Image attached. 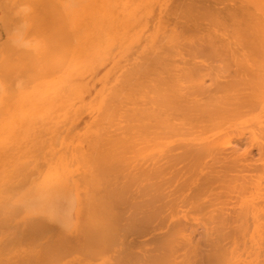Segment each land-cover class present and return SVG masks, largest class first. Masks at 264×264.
<instances>
[{
	"label": "bare ground",
	"instance_id": "bare-ground-1",
	"mask_svg": "<svg viewBox=\"0 0 264 264\" xmlns=\"http://www.w3.org/2000/svg\"><path fill=\"white\" fill-rule=\"evenodd\" d=\"M172 1L175 3L176 0H2L6 14L5 22L13 26L12 43L14 44L12 45H15V47L9 49L10 53L7 54L5 61L6 75L14 73L15 76L11 78L14 80V83L12 82L9 91L4 90V92L6 91L5 96L2 94L4 98H14V100L22 103L30 101L33 93L39 92L34 90L37 85L39 73H47L48 71L50 73V85L47 83L42 92L47 90L46 92L50 95L54 103L64 97H66V101H70L72 98L78 96V92H73L70 88L71 85L69 87L66 86V90H68L65 94L64 85L71 80V76L82 77L83 75L85 77L86 75L84 73L95 71L100 64L107 61L109 57L114 56L113 52H117V54L128 53L141 39L145 41V44L142 49L143 51L141 50V53H144V55L141 57L139 54H136V57L139 56V60L144 57V60L142 59L143 62L141 61L142 63L140 64V62L135 61L134 63L126 64L129 66L132 64V70L136 69V71L131 72L128 66L130 72L126 73V66L123 67L122 71L125 69L126 74L123 75L121 73L124 76L123 79L121 75H118L119 73L116 75L118 81V84L115 82L116 85L113 84L115 75L112 76L114 77L113 79L111 78L112 81H110L109 76L108 82H112L111 87L109 89L103 87V90H100L99 101L96 104L97 106L95 105L96 108H94L98 113H96L98 119L96 120L95 118L96 121L93 119L95 123L94 130L91 134H81L84 130L81 133L79 132L81 135H87L86 137H80L82 139L86 138L85 145L82 144V147H80L81 144H79L81 150H78V146L72 149L76 153L73 159L76 160L78 170L73 176H75L79 183L76 188L78 192L75 193V197L77 196V201L75 199V202L78 215V226L76 228L78 236L70 239L65 230H60V228L56 230L57 228L52 227L54 225L58 227L55 222L68 225L67 211L65 208L70 198V195H68L70 188L69 180L74 172L68 165L67 158L62 157V154H58L59 152L57 153L55 142L52 150L49 152V158H46L48 160V166L42 182L36 183L37 188L33 191L32 187L35 181L33 178L29 179L32 182V190L29 191L28 197L25 200L27 203H30L35 199L34 206L37 208H34V210L42 211V217L35 216L33 209L30 208L22 213L23 221L21 225L9 224L7 220L10 217L12 218L14 213L18 216L23 208L20 209V207L9 205L6 202L4 215L0 209V216L3 215V218L0 217V219H4L5 222V226L0 227V264H59L60 261L72 253L75 255L80 254L84 259H91L95 256L102 259V256L105 255L103 253L106 247L113 242L116 233L119 230L122 231L120 226L128 227L126 228L128 232L133 230L140 235H146L145 232L150 234V232L154 231H151V229H153L152 226L153 223L155 224V221H157L158 228L161 227V223L163 227V223L167 221V223L171 224L173 222L172 217H175V215L179 217L174 218L175 221L178 220L175 224L174 222L172 226L167 223L166 226L164 224L167 229H169V226L171 227L169 235H163L161 238L166 244V251L161 255L159 251L162 252V247L159 248V251L155 250L161 256L154 254L155 252L150 255L147 250L149 247H147V249L145 248L147 255L143 254L145 258L142 257L141 253L140 255H135V257H138L136 259H133L134 256L132 258L131 254L127 255L126 258H122L123 255L120 257L122 259L118 258L119 260H116V264H122L123 259H126V262L124 261L125 264H179L181 261H183L181 264H187V262L188 264H192L197 255H199V258L196 259L197 264L199 259L202 261L201 264H203V261L207 264L212 262H220L217 264H264V0H229L231 3L235 2L233 4L236 6H231L232 4L227 5V7H231L228 9L225 5L223 6L224 3L221 4V2L228 0H178L176 4L172 3ZM208 1H211L210 4ZM213 1L215 3L217 1L222 7H213ZM154 8H157L158 11L156 16L152 18V15L155 13ZM219 9H221V12ZM153 10L154 13L152 14ZM19 22L21 25H19ZM19 35L26 36V38L30 36L29 38L32 42L36 41L38 36L41 37V40L36 45L30 42L34 48L30 47V51H23V46L21 48L17 43ZM220 38L222 41H220ZM27 40L29 41V39ZM8 41L10 42V40ZM19 47L22 51L18 49ZM138 51L140 52L139 49ZM220 51L221 54H219ZM141 53L140 55H142ZM212 55H219L220 62H222V58L224 57L225 60L223 61L225 63L218 64L212 60H208L207 56ZM178 56L182 58V63ZM193 58H199V61L195 59V61H191ZM202 61L205 64L208 63V66L203 64ZM118 62L114 64L117 67L119 66ZM196 62L199 63L197 64ZM215 63L220 67L222 66L220 71L221 74L224 71L222 75L220 72L218 74L219 67L215 65L218 68L217 70L212 65ZM134 64H138L139 67L136 65L138 68H133L135 67L133 66ZM196 64L199 67L202 65L201 68H204L205 71ZM210 64L217 71L212 70ZM115 66L112 69H115ZM63 67L67 68L64 73L66 75L64 76L63 71L61 72ZM118 70L115 71L118 72ZM203 71L205 75L202 73ZM207 71H210V73ZM23 72H28L27 74L31 72L30 76L32 77L33 85L28 91L22 89L21 83L17 84V79H19L20 75H23ZM211 72L214 73V75L212 74L213 77L210 75ZM216 73L219 77L221 76L222 78L223 76L224 78L219 80L218 76L215 75ZM206 75L207 78L211 76L207 80L208 83L206 82ZM61 76L64 77V84L62 83ZM10 77L8 78L9 80ZM119 77L122 79L121 81ZM217 79L222 82H219ZM79 82H75L74 86L78 84L77 86L79 87L80 83L83 85L86 84V81H84L85 83L83 81ZM71 83L73 85V82ZM107 84L106 87H109L110 84ZM70 89L72 91L68 94ZM38 94V97L48 96L42 95L43 93ZM136 99H140L143 102L139 104V106L141 105L140 108L138 103L135 102ZM8 107L10 108V106ZM119 121L122 123L126 121L127 126L126 124L123 125L124 123L121 124ZM121 125L123 127H120ZM134 125L137 128V132L136 128L133 127ZM124 126L126 127V133ZM129 126L132 128L131 131ZM111 127L112 129L121 128V132H115L117 130L113 131ZM85 129L87 131L88 127ZM133 129L135 130L133 131ZM110 131H113V133L111 134ZM132 132H136L134 134L137 135L135 136ZM235 132H237V135L238 133H247L249 139L248 144H250L249 142L252 144L255 143L254 145L258 147L260 154L257 153V159L259 160L255 159L259 163H257L258 166L256 163H253L255 160L249 154L250 152L247 151V155L245 146L248 144L246 143L244 146L242 141L240 144L238 143V146L236 143L238 142L237 137L242 139L244 136H237ZM233 134L236 137H233ZM79 136L77 135V139ZM132 136L135 138H132ZM13 138L14 136H12ZM82 139L80 140L83 141ZM232 139L236 142H232ZM86 143L90 149L86 147ZM234 145L239 147V149ZM254 145L253 147H255ZM18 147L20 146L18 145ZM240 147L246 154L240 152ZM8 148L10 149V147ZM229 148H234L235 150L233 149L232 151L230 149V153H224ZM86 149L89 150L86 151ZM234 151L237 152L234 153ZM238 152H240L241 158L242 156L244 159L250 158L248 161H250L249 163L251 165L249 163L245 164L247 160L245 159L244 161L243 158V164L240 161V163L232 164L234 160L238 159ZM221 154H225V157ZM230 154L233 156H230ZM222 156L223 159L221 158ZM207 157L211 159L210 161L212 159L214 161L209 162ZM230 157H236V159L234 158L231 163L229 161L227 163L228 159H233ZM205 159L206 161H204ZM215 161H219V164L226 161L227 165L226 163L225 165L223 164L224 169L221 168V164L214 167L213 162ZM204 163H210V166L207 164L209 170L203 165ZM236 164L239 166L242 164L241 166L243 168L241 169L244 170V173L243 171L240 172L241 166L239 167ZM244 164L247 170L249 169L247 167L249 165L250 168L257 166L255 169H251V172H255L249 175L250 169L246 172L247 170H245ZM28 165L31 166V163ZM30 166H28V169H30ZM127 168L130 172L128 171L123 175L119 174ZM130 168L135 173H132ZM213 168L217 169L214 171ZM204 169L205 172H202ZM221 169H223V172L219 171ZM232 169H238L239 172L238 170V173L236 171L234 172ZM201 172L203 176L200 175ZM229 172H232V175ZM77 174L79 177H77ZM199 175L202 177H198ZM128 176L131 180L128 179ZM25 177V174L21 175L19 172L14 175L7 172V175H3L0 178L2 181L0 197L9 193L8 188L11 185V183L9 184L11 180H17L16 182H18L20 179L25 180ZM125 179H128L127 182L130 185L126 181L122 183ZM111 181H113V184ZM199 182H201L200 185H198ZM21 184H18L17 187L19 188ZM102 184H104L103 186L105 188H101ZM118 184L121 185V189L126 190L128 187H132L133 184H135V188L137 186L139 188L138 191H135V188H131L133 191L130 189H128L130 191H127V194H130L129 198H131V201L124 202L126 204L131 202V205L125 204L129 207L128 211L132 209L129 212L130 214L123 212V209L126 208L124 205H121V208L124 207L122 210L114 206L113 199L120 197V193H122L120 186H117ZM124 184L125 186L128 185V187L126 188ZM140 184L142 187H140ZM192 184L197 186L193 185L194 189L198 190H194V193H197L196 195L192 193ZM214 184L219 186L215 189ZM11 186L14 187V185ZM187 186H191L189 191H192L191 193L193 195L190 192L188 194L190 193L191 196L187 193L186 195H188L190 202L194 199L196 200H194L195 202H187L186 195H183L186 192ZM17 187L15 186V188ZM218 187H220V190L225 189L227 192L231 191L230 193H226L233 194V198H230L232 196H227L226 194L225 199L224 196H221L223 190L219 191ZM116 189L120 191L115 192L117 191ZM213 189H215L216 193L219 191L221 195H215ZM126 190H123V192H126ZM212 190L213 193L211 192ZM207 192L214 195L213 198L212 195L211 197L209 195L208 198L207 195L209 193ZM124 195L125 193H123ZM179 196L182 199L184 198L183 200L180 198L179 201L182 205L178 202ZM202 197L206 198V202L204 199L202 201L205 204L201 202ZM232 199L235 200L233 201ZM184 200L185 202H183ZM217 200L219 201L218 204ZM118 201L121 200L119 199ZM200 202L203 204L205 211L203 209H201V212L199 211L202 208L201 205H198ZM193 204L195 205L192 206ZM187 205L189 206L188 208ZM197 205L198 207L200 206L199 209ZM215 205H219L218 208H216L217 206L215 207L216 209L213 208ZM172 206H175V208ZM178 206H181L182 210V206H185L189 210L182 211L178 209ZM170 207L175 214L171 210L172 214H168L170 213L168 212ZM176 209L181 212L176 211ZM186 211H190L189 216L185 213ZM164 212L166 213L164 214ZM178 212L180 215L182 214L181 217ZM183 212L184 215H187V219L192 218V215L195 214V216L201 215L202 218L201 220L200 218L197 219L200 220L199 222L197 220L194 222V219L191 220L193 223L188 220V223L186 222L187 229L184 223L185 221L183 220L184 218H182ZM124 214L129 215L125 218ZM204 216L210 218V220ZM123 220L127 222L126 224L123 222L126 226L122 225ZM47 221L50 222H48L49 225L52 222L54 224L48 226ZM2 222L3 220L0 224ZM196 223L200 226V223H202L204 227L210 223L208 229L211 228V231L212 229L214 231V228L217 229L214 226H219L222 235L227 230V234L224 235L228 239L224 235L219 234L220 232L218 233L217 229V234L224 237L223 239H227L226 241L220 240V243L216 239L219 236H215L216 238L211 237L212 232L207 227L204 228L202 226L203 231L201 232L202 234L199 233V236L202 237L201 239L204 238L203 244L208 247L206 249L207 247L205 248L203 244H198L201 242L199 241L201 239L198 240L199 242L196 240L195 243L192 241L194 237L193 232H197L201 228L200 226L199 229L194 227ZM182 224L184 226H181ZM188 224L195 229L191 231L192 233L189 230H193V228H190ZM6 226L9 229L13 228V232L10 237L8 236L9 238L7 240L4 239L6 238ZM153 227L157 231L158 228ZM148 229L150 231H146ZM189 232L191 235H189ZM230 232L232 237L229 235ZM204 234L205 237H203ZM221 236L220 238L222 239ZM195 238L193 239L195 240ZM212 238L217 241H214ZM174 239H176L175 244L173 243ZM128 240L130 239L128 238ZM166 240L168 243L165 242ZM229 240L230 242H228ZM178 242L179 247L183 248L184 246V249L187 250L186 258L182 254H178ZM185 244L187 245V249ZM200 245L203 247L202 249H200ZM133 247L136 248V246ZM204 248L206 250L202 251ZM117 250L119 249L117 248ZM144 250L141 247V251L144 252ZM179 256H182V259L177 262L175 259L179 260ZM104 259L103 262L109 264ZM74 262L73 264H76V261Z\"/></svg>",
	"mask_w": 264,
	"mask_h": 264
},
{
	"label": "rangeland",
	"instance_id": "rangeland-1",
	"mask_svg": "<svg viewBox=\"0 0 264 264\" xmlns=\"http://www.w3.org/2000/svg\"><path fill=\"white\" fill-rule=\"evenodd\" d=\"M178 0H176L175 1V3H174V1H172V3H174V4H176V2H177ZM209 2V1H208ZM211 2V1H210ZM210 2H209V4H210ZM221 2V1H220ZM233 2V1H232ZM178 3V2H177ZM213 3V7H217V8H219V7H222V3H224L223 4V6L225 5V7H227V5H230V4H232L231 6H236L235 4H233V3H235V2H233V3H231V1H223V2H221V4L219 5L218 3H217V1H216V3H215V1H213L212 2ZM215 3V4H214ZM173 5V4H172ZM212 6V5H211ZM228 8H231V7H227V9ZM155 9V13H154V10L152 11V14L154 13V15H152V18H154L155 16H156V14H157V8H154ZM232 9H233V7H232ZM236 9V8H235ZM218 10V9H217ZM219 11L221 12V9H219ZM225 11H227V10H225ZM223 15H225L224 13H223ZM5 19H6V14H5V10H4V7H3V3H2V0H0V172H2V173H0V178H2V176L3 175H7V172H9L10 174H12V175H14V174H17L18 172L19 173H21V175L22 174H25L26 175V177H25V180L23 179H20V180H18V182H16L17 180H11L10 182H9V184L11 183V185H14V187L13 186H9V188H8V194H4L3 196H1L0 197V202H2V203H0V209H1V213L3 214L5 211H4V209H5V203L7 202L9 205H12V206H15V207H20V209L21 208H23V209H21L22 211L20 212V214H18V216H16V214L14 213L13 215H12V218L10 217V219L9 220H7L8 221V223L9 224H17V225H21V223H22V221H23V219H22V216H23V212H26V210H29L30 208H32L33 209V213H34V215L35 216H37V217H42V215H43V212L42 211H39V210H34V208H37V207H35L34 205V202H35V199L33 200V201H31L30 203H27V201H25L26 200V198L28 197V193H29V191L30 190H32L33 189V191H35L36 190V183H41L42 182V179L44 178V176H45V171H46V169H47V166H48V160H46V158L48 159L49 158V152L52 150V146H53V144L56 142V145L55 146H57L56 147V150H57V153L58 154H62V157H65V158H67V163H68V165L70 166V168L72 169V171L74 170V172H73V174H72V177L70 178V180H69V183H70V188H69V190H68V195H70V198H69V200L67 201V203H66V211H67V217H68V225H63L62 223H57V222H55V224L56 225H58V227L57 226H52L53 228H57L56 230H58L59 228H60V230L61 229H63V230H65V232L69 235L68 237L70 238V239H72V238H75V237H77L78 236V232H77V230H76V228H77V224H78V215H77V208H76V202H75V199H76V201H77V196L75 197V193L76 192H78L77 191V185H79V183H78V180L75 178V176H73V175H75L76 173H77V164H76V160L75 159H73V158H75V156L76 155H74V154H76V153H74L73 152V150L72 149H74L75 147L77 148V146H78V150L80 149V147H82V144H84L85 142H86V138H84V139H82V138H80V137H82V136H84V137H86L87 135L86 134H88V133H90L91 134V132L94 130V120H95V118H96V120L98 119L97 117H98V113H97V111H96V109H94V108H96V104H97V102L99 101V95H100V92L103 90V87H105V88H110L111 87V84H112V82H110V81H112L111 80V78L113 79L114 77V79H113V84H115L116 85V83L118 84V81H117V79H116V75L118 74V75H121L122 76V74L123 75H125L126 73H129L130 72V70H129V67H130V69H131V72H133V71H136V69L134 70H132V64H131V66H129V65H126V64H130V63H134L135 61H137V62H140V64L143 62V58H141L140 60H139V56H143L144 55V53L142 54L141 52L143 51L142 49H143V46H144V44H145V41L143 40V39H141L131 50H129V54L128 53H125V54H117V52L115 53V52H113V55L114 56H111V57H109L108 59H107V61H108V63H106L107 61H104L102 64H100L99 66H98V68L97 69H95V71H88V72H86V73H84L85 75V77H87L86 79H85V77H83V75H82V77H76V76H71V80H69V82H66L65 83V85H64V88H65V94H66V92H67V90H66V86L67 87H69L70 85V88L73 90V92L74 91H77L78 92V96L77 97H75V98H72L70 101H66V97H64L63 99H61L60 101H55V103L51 100V98H50V95H48V93L46 92L47 90H44L43 92H42V90H43V88H44V86L45 85H47V83L50 85V73L47 71V73H44V72H41V73H39V76H38V81H37V85L35 86V91H39V92H34L33 93V97H31L30 98V101H28V102H26V103H22V102H20V101H18V100H14V98H4V96H5V92L6 91H9L10 90V87H11V84H12V82L14 83V80L13 79H11V78H13L14 76H15V74L14 73H10V75H6V59H7V54L8 53H10L9 52V49H11V47H15V45H12V44H14V43H12V39H13V26H10V25H8L6 22H5ZM150 22H151V15H150ZM19 25H21V23L19 22ZM204 27V26H203ZM205 29V28H204ZM17 32V31H16ZM22 37H23V39H22ZM30 37V36H29ZM29 37H27L26 38V36H21V35H19V37H18V39H17V43L19 44V46H21V48H22V46H23V51H26V50H29L30 51V49L31 48H34L31 44L32 43H34L35 45L39 42V40H41V37L40 36H38L37 37V39H36V41H33L32 42V40L30 41V38ZM222 38V37H221ZM220 38V39H221ZM225 38H226V35H225ZM225 38H223V39H225ZM27 39H29V41L27 40ZM8 40H10V42L8 41ZM8 41V42H7ZM220 41H222V39L220 40ZM225 41H227V40H225ZM30 42H32L31 44H30ZM23 44V45H22ZM25 44V45H24ZM31 47V48H30ZM17 48V47H16ZM20 47L18 48L19 50H21L22 51V49H21ZM25 49V50H24ZM137 49V50H136ZM138 49L140 50V52L138 51ZM142 50V51H141ZM224 50V49H223ZM7 51V52H6ZM28 51V52H29ZM134 51V52H133ZM222 52H225V51H222ZM140 53L142 54V55H140ZM136 54H139V56L138 57H136ZM219 54H221V51H220V53ZM225 54V53H224ZM119 55H121V56H119ZM203 55V54H202ZM201 55V56H202ZM118 56V57H117ZM123 56V57H122ZM219 56V55H218ZM217 55H212V56H207V59L208 60H212V61H214V62H216V63H218V64H220V63H222V62H224L223 60H225V58L223 57H221L223 60H222V62H220L221 61V59H219V57H218ZM223 56V55H222ZM120 57V58H119ZM134 57H135V59H134ZM179 57V56H178ZM187 57V56H186ZM197 57H198V55H197ZM200 57V56H199ZM15 58H16V56H15ZM125 58H126V60H125ZM181 60H180V62L182 61V58L181 57H179ZM179 58H178V60H179ZM110 59V60H109ZM111 59H113L114 60V62H113V60H111ZM122 61H121V60ZM143 59V60H142ZM186 59V58H185ZM188 59V58H187ZM197 60V61H199V58L198 59H196V58H193L191 61H195V60ZM200 59H201V57H200ZM128 60V61H127ZM130 60V61H129ZM139 60V61H138ZM204 60V59H203ZM208 60H207V62H208ZM111 61V62H110ZM118 61H120V62H118ZM142 61V62H141ZM184 61V60H183ZM188 61H189V59H188ZM190 61V62H191ZM205 61V60H204ZM204 61H202V63L203 64H205V62ZM116 62H118V64H119V66H121L120 67V69H119V66L117 67V65L115 66L114 64H117ZM136 62V63H137ZM179 62V61H178ZM206 62V63H207ZM211 62V61H210ZM214 62H212V63H214ZM106 63V64H105ZM182 63V62H181ZM181 63H180V66H181ZM193 63V62H192ZM197 63V62H196ZM199 63V62H198ZM197 63V64H198ZM216 63L215 64H212L213 66H215L216 65ZM225 63V62H224ZM111 64V65H110ZM124 64V65H123ZM139 64V63H138ZM138 64H134L133 66H135V67H133V68H136L137 66L136 65H138ZM139 64V65H140ZM196 64V65H197ZM66 65V64H65ZM139 65H138V67H139ZM201 65V64H200ZM206 66H208V63L207 64H205ZM211 65V64H210ZM212 65L210 66V67H212ZM221 65H224V64H221ZM115 66V69H112L113 67ZM126 66V71H125V69L123 70L124 71V73H123V71H122V68L123 67H125ZM129 66V67H128ZM183 66V65H182ZM198 67H199V65H197ZM202 66V65H201ZM201 66L199 67V68H201ZM216 66H218L219 67V70H218V68L216 67ZM215 67H216V69L218 70V74H219V72L221 71V68H222V66L220 67L219 65H216ZM127 67H128V70H127ZM137 67V68H138ZM215 67H212V70H215ZM209 68V67H208ZM214 68V69H213ZM119 69V70H118ZM201 69H203L204 71H205V69L204 68H201ZM206 69H207V67H206ZM67 70V68L66 67H63L62 69H61V72L63 71V76L64 75H66V74H64L65 73V71ZM118 70V72H116V71ZM210 70V69H209ZM217 70H215V71H217ZM204 71L202 72V73H204ZM223 71V70H222ZM112 72H114V74H112ZM116 72V73H115ZM126 72V73H125ZM208 73H210V71H207ZM224 72V71H223ZM223 72H222V74H223ZM28 73V72H27ZM27 73H24L23 72V75H20L19 76V79H17V84H20L23 88V90H25V91H28V90H30V88L32 87V85H33V83H32V77L30 76V74H31V72H29V74H27ZM122 73V74H121ZM226 73V72H225ZM5 74V75H4ZM24 74H25V77H24ZM47 74H49V75H47ZM90 74V75H89ZM93 74V75H92ZM214 75V73L213 72H211V74L210 75ZM220 74H221V72H220ZM221 74V75H222ZM115 75V76H114ZM204 75H205V73H204ZM213 75H212V77H213ZM216 76H218V79L219 80H222L224 77L222 76V78H221V76L219 77V75H217V73L215 74ZM11 76V77H10ZM63 76H61V79H62V83L64 84V77ZM106 76V77H105ZM109 76H110V83L108 82V80H109ZM112 76H114V77H112ZM120 76V77H121ZM226 76V75H225ZM6 77V78H5ZM10 77V80H11V83H10V80L8 79ZM42 77V78H41ZM120 77H119V80L121 81L122 79H123V77L124 76H122V79H120ZM211 77V76H210ZM210 77L209 78H207V75H206V82L208 83V81L207 80H209L210 79ZM28 78V79H27ZM105 78V79H104ZM226 78V77H225ZM2 79V80H1ZM8 79V80H7ZM46 79V80H45ZM83 79H85V80H83ZM217 79V80H218ZM7 80V81H6ZM13 80V81H12ZM19 80V81H18ZM31 82H30V81ZM79 80H80V82L81 81H86V84L85 85H83L82 83H80L79 82ZM218 80V81H219ZM225 81H226V79H224ZM24 81V82H23ZM80 83V85H79V87L76 85V86H74L75 85V82L76 83H78V82ZM119 81V82H120ZM8 82V83H7ZM71 82H73V85H72V83ZM107 82H108V84H110L109 85V87L107 86L106 87V84H107ZM116 82V83H115ZM219 82H222V81H219ZM224 82V81H223ZM5 83V84H4ZM85 83V82H84ZM210 83V82H209ZM41 84V85H40ZM107 84V85H108ZM120 84V83H119ZM123 84V83H122ZM204 84H205V80H204ZM115 85H112V86H115ZM121 85V84H120ZM211 85V84H210ZM8 86V87H7ZM13 86V85H12ZM207 86V85H206ZM209 86V85H208ZM212 86V85H211ZM6 87V89H4ZM213 87V86H212ZM7 88H8V90H7ZM74 88V89H73ZM84 88V89H83ZM208 88V87H207ZM70 89V91H69V93L68 94H70L71 93V90ZM4 90H6L5 92H4ZM86 90V91H85ZM101 90V91H100ZM38 93H43L42 95H48V96H44V97H38L39 96V94ZM4 96H3V95ZM38 94V95H37ZM64 94V95H65ZM1 96H2V98H1ZM88 96V97H87ZM90 96V97H89ZM38 97V98H37ZM83 97V98H82ZM2 99H5V100H2ZM42 99V100H41ZM7 100V101H6ZM35 100H36V102H35ZM72 101V102H71ZM79 101V102H78ZM14 102V103H13ZM135 102H137L138 103V106H139V104H142L143 102L140 100V99H136L135 100ZM8 103V104H7ZM60 103V104H59ZM68 103V104H67ZM70 103V104H69ZM3 104V105H2ZM27 104V105H26ZM87 104V105H86ZM7 105V106H6ZM25 105V106H24ZM58 105H60V106H58ZM96 105V106H95ZM137 105V104H136ZM136 105H134V106H136ZM8 106H10V108L8 107ZM39 106V107H38ZM70 106V107H69ZM7 107V108H6ZM16 107V108H15ZM91 107V108H90ZM141 107V105L139 106V108ZM30 108V109H29ZM36 108H37V110H36ZM57 108V109H56ZM4 109V110H3ZM14 111H13V110ZM125 109H127V108H125ZM7 110V111H6ZM36 110V111H35ZM55 110V111H54ZM63 110H64V112H63ZM92 110V111H91ZM3 111V112H2ZM9 111V112H8ZM18 111V112H17ZM33 111H34V114H33ZM43 111V112H42ZM29 112V113H28ZM31 112V113H30ZM37 112H39V113H37ZM63 112V113H62ZM91 112V113H90ZM19 113V114H18ZM97 113V114H96ZM16 114V115H15ZM25 114V115H24ZM28 114V115H27ZM64 114V115H63ZM75 114V115H74ZM94 116H93V115ZM49 115V116H48ZM92 115V116H91ZM97 115V116H96ZM8 116V117H7ZM11 116V117H10ZM16 116V117H15ZM26 117H28V118H26ZM38 117V118H37ZM63 117H64V119H63ZM73 117V118H72ZM9 118V119H8ZM85 118V119H84ZM123 118V117H122ZM121 118V119H122ZM15 119H17L16 120V122H15ZM94 119V120H93ZM120 119V118H119ZM124 119V118H123ZM3 120H4V122H3ZM13 120V121H12ZM83 120V121H82ZM88 120V121H87ZM92 120V121H91ZM95 120V121H96ZM118 120V119H117ZM87 123H86V122ZM11 122V123H10ZM85 122V123H84ZM91 123L90 125H89V123ZM120 122V121H119ZM119 122H117L118 124H119ZM126 121H124L123 123L122 122H120L121 124H123V125H125L126 123H125ZM136 122V121H135ZM21 123H23V124H21ZM136 123H139V122H136ZM5 124V125H4ZM11 124V125H10ZM54 124V125H53ZM93 124V125H92ZM8 125V126H7ZM18 125V126H17ZM19 125H21V126H19ZM77 125V126H76ZM78 125H79V127H78ZM83 125V126H82ZM89 125V126H88ZM116 125V124H115ZM120 125V124H119ZM118 125V126H119ZM4 126V127H3ZM16 126V127H15ZM81 126V127H80ZM126 126H127V124H126ZM77 127V128H76ZM88 127V129H87V131H85L86 129L85 128H87ZM120 127H123L122 125L120 126ZM130 127V126H129ZM133 127H135V125L133 126ZM138 127V126H137ZM8 128V129H7ZM55 128V129H54ZM63 128H64V131H63ZM113 128H115V126H113ZM131 128V127H130ZM136 128V127H135ZM140 128V127H139ZM5 129V130H4ZM34 129H36V130H34ZM60 129V130H59ZM73 129V130H72ZM75 129V130H74ZM80 129V130H79ZM126 127L124 126V131H125V133H126ZM30 130V131H29ZM84 130V131H83ZM89 130V131H88ZM111 130H113V131H115V130H117V131H115V132H118V131H120L121 130V128H117V129H112V127H111ZM123 130V129H122ZM132 130V128L130 129V131ZM135 129H133V131H134ZM3 131V132H2ZM4 131H5V133H4ZM15 131V132H14ZM34 131V132H33ZM61 131V132H60ZM83 131V132H82ZM113 131L111 132L110 131V133L112 134L113 133ZM17 132V133H16ZM38 132H39V134H38ZM59 132V133H58ZM75 132V133H74ZM81 134H83V133H86V134H84V135H81ZM121 132V131H120ZM136 132H137V128H136ZM136 132H134V133H136ZM138 132H140L139 130H138ZM238 132V131H237ZM237 132H235V134L237 133ZM19 133V134H18ZM21 133V134H20ZM28 133V134H27ZM61 133H62V135H63V137H61L60 138V136H62L61 135ZM133 133V132H132ZM133 133V134H134ZM16 134V135H15ZM55 134V135H54ZM68 134V135H67ZM72 134V135H71ZM74 134V135H73ZM89 134V135H90ZM119 134V133H118ZM235 134H233V137H236V135ZM246 135V137H245V135ZM19 135V136H18ZM30 135V136H29ZM35 137H34V136ZM60 135V136H59ZM77 135L79 136L78 137V139L80 140V139H82L83 141H79L78 139H77ZM119 135H121V134H119ZM122 135H124L123 133H122ZM129 135V134H128ZM127 135V136H128ZM135 135V134H134ZM137 135V134H136ZM135 135V136H136ZM238 135H242V136H244V137H242V139H241V141H240V139H239V137H237L238 139V142H236L237 140L235 139V138H233V139H235L236 141H234L233 139H232V142H236L237 144L239 143H241L242 141V144H244V146H245V144L247 143L248 144V136H247V133H238ZM237 135V136H238ZM8 136H9V138H8ZM12 136H14V138L12 139ZM16 136H17V139H16ZM27 136H28V138H27ZM65 136H66V139H65ZM73 136H75L74 137V141H73ZM115 136H116V134H115ZM130 136V135H129ZM7 137V138H6ZM57 137V138H56ZM68 137V138H67ZM114 137V136H113ZM120 137V136H119ZM125 137V136H124ZM2 138V139H1ZM35 138V139H34ZM59 138V139H58ZM77 140H76V139ZM132 138H135V137H133L132 136ZM70 139V140H69ZM129 139H131V138H129ZM244 139H245V141H244ZM27 142H26V141ZM29 140V141H28ZM52 140H53V142H52ZM56 140V141H55ZM19 141V142H18ZM24 141V142H23ZM240 141V142H239ZM22 142V143H21ZM47 142V143H46ZM52 142V143H51ZM74 142V143H73ZM3 143V144H2ZM62 143V144H61ZM250 144H248L247 146H245L246 147V152L248 151V152H250L249 154L252 156V158H253V160H259V159H257V153H259V150H258V147L257 146H255L254 144H252L251 142H249ZM13 144V145H12ZM17 144V145H16ZM25 144V145H24ZM28 144V145H27ZM47 144V145H46ZM79 144H81L80 145V147H79ZM232 144H234V143H232ZM239 144H238V146H239ZM241 144V145H242ZM2 145V146H1ZM18 145L20 146V147H18ZM61 145V146H60ZM66 145V146H65ZM85 145V144H84ZM83 145V146H84ZM88 144L86 143V147L87 148H89L88 146H87ZM240 145V146H241ZM250 145V146H249ZM253 145L255 146V147H253ZM46 146V147H45ZM74 146V147H73ZM235 146V145H234ZM243 146V148L245 149V147ZM8 147H10V149L8 148ZM18 147V148H17ZM22 147V148H21ZM62 147V148H61ZM63 147H64V149H63ZM232 147H233V145H232ZM236 147V146H235ZM242 147V146H241ZM240 147V148H241ZM256 147H257V150H256ZM84 148H85V146H84ZM237 149H239V147H236ZM20 149V150H19ZM63 149V150H62ZM90 149V148H89ZM89 149H86V151L87 150H89ZM230 149H232V148H229V149H227L224 153H227L228 154V152L230 153ZM234 149V148H233ZM233 149H232V151H233ZM236 149V150H237ZM10 150V151H9ZM17 150V151H16ZM77 150V151H78ZM81 150V149H80ZM235 150V149H234ZM7 151V152H6ZM48 153H47V152ZM63 151V152H62ZM13 152V153H12ZM45 152V153H44ZM237 152V151H236ZM235 151H234V153H236ZM241 153H245L246 154V152H244V150L242 151V148H241V151H240ZM240 152H238L237 154H239ZM248 152H247V155H248ZM17 153V154H16ZM231 153H233V152H231ZM260 154V153H259ZM258 154V156H259V158H260V155ZM3 155V156H2ZM12 155V156H11ZM128 155H130V154H128ZM221 155H224V157H225V154H221ZM232 154H230V156H231ZM249 155V156H250ZM3 158H2V157ZM12 157V159H11V157ZM227 156V155H226ZM229 156V155H228ZM233 156V155H232ZM234 156H235V154H234ZM237 156V155H236ZM245 156V155H244ZM255 156V157H254ZM7 157V158H6ZM218 157H220V156H218ZM217 157V159H219ZM238 157V159H236V157H234L236 160H234V158L233 157H230V158H233V159H228L227 160V163H231L232 162V160H234V163H232V164H235V163H242L243 164V162L245 161V159H244V157L242 156V158L244 159V161L242 160V158H241V156H240V154H239V156H237ZM246 157V156H245ZM208 158V157H207ZM206 158V159H207ZM222 159H223V156L221 157ZM220 158V159H221ZM11 159V160H10ZM206 159L204 160V161H206ZM209 159V158H208ZM208 159H207V161H208ZM10 160V161H9ZM211 159H209V162H212V161H214L213 159H212V161H210ZM224 160H225V158H224ZM231 160V161H230ZM247 160V162H245V164H248L250 161H248V160H250V158L249 159H246ZM256 160H255V162H253V163H258V162H256ZM7 161V162H6ZM32 161V162H31ZM71 161H72V163H71ZM220 161V160H219ZM219 161L217 162V161H215V162H213V165H215L214 167H216V165H218L219 164ZM229 161V162H228ZM240 161V162H239ZM243 161V162H242ZM220 162H222V161H220ZM260 162V161H259ZM29 163H31V166L30 165H28ZM225 163H226V161H223V163L221 164V168H223L224 169V165H225ZM227 163H226V165H227ZM252 163V164H253ZM207 164L209 165L210 163H204L203 165H205L207 168H208V166H207ZM219 164V165H220ZM224 164V165H223ZM241 164V165H242ZM245 164H244V167H245ZM250 165H251V163H249ZM256 164H254V165H256ZM259 164V163H258ZM258 164H257V166H258ZM19 165V166H18ZM202 165V166H203ZM218 165V166H219ZM228 165H230V164H228ZM237 166H239L238 164H236ZM240 165V166H241ZM249 165V166H250ZM18 168H17V167ZM28 166H30V169H28ZM210 166V165H209ZM218 166H217V168H218ZM239 166V167H240ZM249 166H247L249 169H250V172H251V169H255V167H257V166H252L253 168H250ZM226 167V166H225ZM4 168V169H3ZM13 168V169H12ZM24 169V171H26V172H24L23 171V169ZM217 168H215V169H217ZM237 168V167H236ZM241 168H243L242 166L240 167V169ZM15 169V170H14ZM131 169V168H130ZM215 169L213 168V170L215 171ZM223 169H221V170H219V171H222ZM249 169L247 170L246 169V167H245V170H247L246 172H248L249 171ZM4 172H3V171ZM132 170V169H131ZM207 170H209V168L207 169ZM233 170V169H232ZM238 170V169H237ZM237 170H233L234 172L236 171L237 172ZM13 171V172H12ZM35 171V172H34ZM129 170H128V168L127 169H125L124 171H122L121 173H119V174H124V173H126V172H128ZM218 171V170H217ZM217 171H216V173H217ZM218 171V172H219ZM232 171V172H233ZM241 171H243V173H244V170H240V172ZM130 172V171H129ZM202 172H205V169L204 170H202ZM200 173V175H202L203 173ZM223 172V171H222ZM231 172V173H232ZM233 172V173H234ZM238 172H239V170H238ZM237 172V173H238ZM246 172H245V174H246ZM249 172V175L251 174L252 175V172H255V171H252L251 173ZM26 173H29V174H26ZM35 173V174H34ZM132 173H135V171H133L132 170ZM211 173H213V172H211ZM215 173V174H216ZM221 173V172H220ZM230 173V172H229ZM230 173V174H231ZM1 174H2V176H1ZM32 174H34V175H32ZM79 174V173H78ZM78 174H77V177H79L78 176ZM129 174H131V173H129ZM137 174V173H136ZM223 174V173H222ZM235 174V173H234ZM30 175V176H29ZM200 175L198 176V177H200ZM218 175H220V174H218ZM232 175V174H231ZM246 175H248V174H246ZM28 176V177H27ZM134 176V175H133ZM132 176V177H133ZM203 176V175H202ZM201 176V177H202ZM118 177H120V176H118ZM122 177V176H121ZM129 177V176H128ZM200 177V178H201ZM21 178V177H20ZM23 178V177H22ZM34 179V181H35V183L33 184V187H32V189H31V183L32 182H30L31 180H29V179ZM137 178V177H136ZM136 178H135V181H136ZM116 179V178H115ZM120 181H121V179L120 178H118ZM123 179V178H122ZM129 180H131L130 179V177L128 178ZM128 179H125V180H123L124 182H122V183H125V181L127 182V180ZM133 179V178H132ZM27 180H29V181H27ZM80 180V179H79ZM201 180V179H200ZM199 180V181H200ZM21 183H23V184H21ZM198 181V180H197ZM117 182V181H116ZM132 182V181H131ZM133 182H134V180H133ZM132 182V183H133ZM138 182V181H137ZM16 183V184H15ZM21 184V185H19V188L17 187L18 186V184ZM27 183V184H26ZM111 183L113 184V181H111ZM118 183V182H117ZM120 183V182H119ZM128 184H129V182H127ZM126 183V184H127ZM131 183V184H132ZM136 183V182H135ZM140 183V182H139ZM200 183L201 182H199V184L198 183H194V184H198V185H200ZM1 184H2V181H1V179H0V187H1ZM26 184V185H25ZM82 184V183H81ZM111 184V185H112ZM194 184H192L191 186H192V188H193V192L192 191H189V188L191 187V186H187V188H186V192H184V194L183 195H186V193L188 194V192H192V193H194V190H196V189H194V187H193V185ZM23 185H24V187H23ZM104 184H102L101 185V188H105L104 186H103ZM108 185H110V184H108ZM107 185V186H108ZM130 185V184H129ZM136 185H137V183H136ZM141 185V184H140ZM219 185H221L220 183H219ZM219 185H217V186H219ZM15 186L17 187V188H15ZM107 186H106V188H107ZM116 186V185H115ZM118 187L120 186V189H121V185H117ZM116 186V187H117ZM124 186H125V184H124ZM124 186H122V187H124ZM134 186V187H133ZM194 186H196V185H194ZM216 185L214 184V188L216 189L217 188V186L215 187ZM11 187H12V189H11ZM109 187V186H108ZM126 188L128 187V185H126L125 186ZM140 187H142V185L140 186ZM197 187V186H196ZM199 187V186H198ZM15 188V189H14ZM100 188V189H101ZM131 188H135V184H133L132 185V187H128V189H130V190H132L133 191V189H131ZM213 188V187H212ZM220 187H218V189H219ZM18 189V190H17ZM110 189H111V187H110ZM113 189V188H112ZM115 189V188H114ZM126 190V189H121L122 191V193H120V197H118L121 201H118L119 199L118 198H114L113 199V202L115 203V205L114 206H116L118 209H123L124 207H126L125 209H126V211H124L125 209H123V212L125 213H129L132 209H130V211H128L129 210V207L128 206H126V205H128V204H130L129 202L126 204L124 201H128V200H130L131 201V198H129V195L127 194V191H130V190ZM142 189V188H141ZM140 189V190H141ZM188 189V190H187ZM198 189V188H197ZM215 189H213L214 190V192H215V195H221V196H224V198L226 199V197H225V195L227 194V193H230L229 191L227 192L225 189V191L223 190V189H221V190H223L222 192H221V194H220V192L219 191H221L220 189H219V191H217V193H216V191H215ZM0 190H1V188H0ZM12 190V191H11ZM16 190V191H15ZM117 190V189H116ZM123 190H126V192L124 191L123 192ZM135 191H138L139 190V188H138V186L134 189ZM191 190V189H190ZM213 190L211 191L212 193H213ZM15 191V193H13ZM40 191V190H39ZM120 190H117V191H115V192H119ZM196 191H198V190H196ZM195 191V192H196ZM10 192H12V193H10ZM17 192V193H16ZM224 192V193H223ZM227 192V193H226ZM123 193H125V195L123 196ZM188 194V195H190L191 196V194ZM207 193H209V192H207ZM207 193H206V195H207ZM14 194V195H13ZM122 194V195H121ZM195 195L197 194V193H194ZM182 195V196H183ZM188 195H186V197L185 198H187V202H189V203H192V202H195L196 200L193 198V197H190V198H193L194 200L193 201H191L190 202V200H189V198H188ZM193 195V194H192ZM205 195V194H204ZM209 195H210V197H211V195L212 194H208L207 195V197L209 198ZM228 195H230V196H232L231 194H227V196ZM201 196H203V195H201ZM213 196L214 195H212V198H213ZM229 196V197H230ZM184 197V196H183ZM195 197V196H194ZM197 197H199V196H197ZM32 198V197H31ZM174 198V197H173ZM180 198L182 199V197H180L179 196V200H178V202L180 201ZM224 198L223 197H221V199L222 200H224ZM230 198H233V196L232 197H230ZM230 198H228L229 200H231ZM235 198V197H234ZM37 199V198H36ZM118 199V200H117ZM127 199V200H126ZM184 199V198H183ZM182 199V200H183ZM198 199V198H197ZM203 199L205 200L206 198H203L202 197V200H201V202L203 201ZM227 199V200H228ZM3 200V201H2ZM117 200V201H116ZM192 200V199H191ZM199 200V199H198ZM197 200V201H198ZM233 200V199H232ZM235 200V199H234ZM233 200V201H234ZM122 201H123V203H122ZM208 201V200H207ZM11 204H10V203ZM122 204H121V203ZM175 202V201H174ZM177 202V203H178ZM183 202H185V200L183 201ZM186 202V203H187ZM201 202L200 203H198V205H201L202 206V208H200V206L198 207V205H197V208L199 209L200 208V212H201V209H203V204H205L204 202H202L203 204H201ZM205 202H206V200H205ZM218 200H217V204H218ZM32 203H33V205H32ZM117 204V205H116ZM126 204V205H125ZM160 204V203H159ZM179 204L180 205H182L181 204V202H179ZM178 204V205H179ZM184 204V203H183ZM188 204V203H187ZM38 205V204H37ZM112 205H113V203H112ZM124 205V207L123 208H121L122 206ZM131 205V204H130ZM129 205V206H130ZM175 205V204H174ZM186 205V204H185ZM195 204H193L192 206H194ZM191 206V205H190ZM217 205H215L213 208H215ZM219 206V205H218ZM218 206L216 207V208H218ZM120 207V208H119ZM172 207H174L175 208V206H172ZM183 207V210H189V209H187L189 206L187 205V208L185 207V206H182ZM204 207H206L205 205H204ZM228 208H229V206H227ZM176 208H177V206H176ZM186 208V209H185ZM191 208V207H190ZM196 208V209H197ZM207 208V207H206ZM215 208V209H216ZM178 209H181V206H178ZM178 209H176V211H179V212H181L180 210H178ZM197 209V210H198ZM171 210V207H170V209H168V212H170V213H168V214H172V212L170 211ZM182 210V209H181ZM182 210V211H183ZM197 210H195V211H197ZM204 211H205V208L203 209ZM202 210V211H203ZM206 210H208V209H206ZM210 210V209H209ZM128 211V212H127ZM165 211V210H164ZM191 211H193L192 209H191ZM195 211H194V213H195ZM178 212V213H179ZM189 212L190 211H186L185 213H187L188 214V216H189ZM208 212V211H207ZM166 212H164V214H165ZM174 213V212H173ZM199 213V212H198ZM197 213V214H198ZM204 213V212H203ZM1 214V215H2ZM130 214V213H129ZM129 214H127V215H125V218L126 217H128V215ZM175 214V213H174ZM173 214V215H174ZM201 214V213H200ZM211 214V213H210ZM4 215V214H3ZM2 215V216H3ZM15 215V217H13ZM178 215V214H177ZM179 215H180V213H179ZM196 215V214H195ZM195 215H192V218H190V219H187V215L185 214L184 215V212H183V217L182 218H184L183 220L185 221L184 223H185V226L187 225V223H188V220H189V222H192L193 223V221L194 222H196V220L198 219V218H200V220H201V218H202V216L201 215H198V216H195ZM203 215V214H202ZM213 215V214H212ZM2 216H0V217H2ZM163 216H165V215H163ZM166 216H167V214H166ZM182 216V214L180 215V217ZM193 216H195L196 217V219H195V217H193ZM201 216V217H200ZM209 216H211V215H209ZM175 217H176V215H175ZM174 216L172 217L173 219H172V221L174 222V224L176 223V221H178V220H174V218H175ZM191 217V216H190ZM204 217H206V216H204ZM204 217H203V219H204ZM3 218V217H2ZM1 218V219H2ZM176 218H179V217H176ZM175 218V219H176ZM207 218V217H206ZM205 218V219H206ZM0 219V222L3 220V222L0 224V227H2V226H5V222H4V219H2L1 220ZM169 219V218H168ZM181 219V218H180ZM187 219V220H186ZM194 219V220H193ZM202 219V220H203ZM208 220H210V218H207ZM165 220V219H164ZM191 220H193V221H191ZM200 220H197V222H199ZM19 221V222H18ZM167 221V220H166ZM180 221H182V220H180ZM203 221H205V220H203ZM49 221H47V223H48ZM52 222V221H51ZM126 224L127 222H125V220H123L122 221V225L123 226H126L124 223ZM156 222L157 221H155V224H156ZM168 222V221H167ZM166 222V223H167ZM172 222V223H173ZM183 222V221H182ZM187 222V223H186ZM205 222H207V221H205ZM209 222V221H208ZM50 223V222H49ZM49 223H48V226H51V225H53L54 224V222H52V224L51 225H49ZM166 223H163V227H162V223L160 224V226L162 227V229H161V227H159L158 228V226H157V224L155 225L154 223H153V226H155V227H157L158 229H157V231L158 232H160V233H163V234H160V233H158L157 231H155L156 229H154V227L152 226V228L153 229H151V231L152 230H154V231H152V232H150V234L148 233V232H145V234L146 235H140V234H138L137 232H135V231H129L128 232V229L126 230V228H128V227H121L120 226V228L122 229V231L121 230H119L118 232L120 233H116V236H115V238H114V240H113V242H111L107 247H106V249L104 250V253L103 254H105V255H103L102 256V259L101 258H99L98 256L96 257H92L91 259H84V257H82V256H80V254H78V255H75V254H71V255H69V256H66V258H64L62 261H60V263L59 264H73V263H75L74 261H76V264H78L79 262H80V264H103V263H105V262H103V258H105L104 260L105 261H108V263L109 264H113L114 262V264H116V262L119 260V259H122V258H126V256L127 255H130L131 254V257L133 258V256H134V258L133 259H136V258H138V257H135V255H140V253L142 254V257H144L145 255H143V254H146L147 255V251H146V249H147V247H149V248H151V249H153L152 251H151V249H147L149 252L148 253H150V255H151V253H154V254H157V255H159V253L162 255V253L164 252V251H166V244L164 243V241H162L161 240V238L163 237V235H169V233H170V231H171V227L170 226H172V223L170 224V223H167V224H170V226L169 225H167V226H169V229H167V227H165L166 226ZM192 223H190V224H192ZM211 223V222H210ZM210 223H209V225H210ZM164 224H165V226H164ZM198 223H196V225H197ZM201 224V226L198 224V226H196L195 224V226L194 227H196L197 229H199L200 227V229L199 230H197V232L195 231V232H193V234H194V237H196L195 238V240L192 238V241H194V243L196 242V240H197V242H199V241H201L200 243H198V244H203L204 242V238L203 239H201L202 237L201 236H199L200 234H202L201 232L203 231L202 229V226H203V224L202 223H200ZM208 224V223H207ZM206 224V225H207ZM212 224V223H211ZM189 225V224H188ZM208 225V226H209ZM61 226H62V228H61ZM181 226H184L183 224L181 225ZM200 226V227H199ZM208 226H205V227H207V229H208ZM214 226V225H213ZM211 226L212 228H214V227H217V229H218V233L219 234H221L222 235V233H221V230H220V227L219 226ZM187 227V226H186ZM189 227H190V225H189ZM204 227V226H203ZM204 227V228H205ZM8 227L6 226V238H4L5 240H7L9 237H10V235H11V233L13 232V228H8ZM52 228V229H53ZM123 228H124V230H126V231H124L123 230ZM184 228V227H183ZM190 228H193V227H190ZM189 228V229H190ZM187 229H188V227H187ZM186 229V230H187ZM216 228H214V231H213V229H212V231H211V228H209L208 230L210 231V232H212V235H211V237H214V238H216L217 236H219V237H217L216 239H218L219 241L220 240H222V241H226L228 238L225 236L227 233V230L225 231V235H224V237L225 238H227V239H223L224 237H222L221 235H219V234H217V229L215 230ZM53 230H55V229H53ZM55 230V231H56ZM195 229L193 228V230H189L190 232L191 231H194ZM146 231H150V229H148V230H146ZM166 231V232H165ZM122 232H123V234H122ZM134 232V233H133ZM168 232V233H167ZM188 232V231H187ZM189 232V233H190ZM206 232V231H205ZM213 232H214V236H213ZM9 235H8V234ZM148 233V234H147ZM192 233V232H191ZM191 233L189 234V235H191ZM200 233V234H199ZM204 233V232H203ZM126 234V235H125ZM231 234V232L229 233V235ZM118 235V236H117ZM119 235H122V236H119ZM123 235H124V237H123ZM148 235H150V236H148ZM228 235V236H229ZM235 235V234H234ZM233 235V236H234ZM9 236V237H8ZM71 236V237H70ZM193 236V235H192ZM200 238H199V237ZM216 236V237H215ZM220 236L222 237V239L220 238ZM231 236V235H230ZM116 237H118V238H116ZM122 237V238H121ZM133 237V238H132ZM156 237V238H155ZM160 237V238H159ZM203 237H205V234H204V236ZM232 237V236H231ZM123 238H125V239H123ZM128 238L130 239V240H128ZM135 238H137V239H140V240H136ZM149 238V239H148ZM159 238V239H158ZM167 238V237H166ZM172 238H174V237H172ZM214 238H212V239H214ZM128 240V242H126L127 240ZM143 239V240H142ZM168 239H170V238H168ZM199 239H201V240H199ZM229 239H231L230 237H229ZM122 240V241H121ZM154 240V242H152ZM171 240V239H170ZM170 240H168L169 242H171ZM199 240V241H198ZM232 240H233V238H232ZM231 240V241H232ZM117 241V242H116ZM139 241H141V242H139ZM157 241H159V242H157ZM176 241V239H174V241H173V243ZM178 241H179V239H178ZM214 241H217V240H215L214 239ZM119 242V243H118ZM137 242V243H136ZM156 242H157V244H156ZM166 243H168L167 242V240L165 241ZM228 242H230V240L228 241ZM118 243V244H117ZM144 243V244H143ZM153 243H155V244H153ZM158 243H160V244H158ZM220 243H221V241H220ZM227 243V242H226ZM112 244H114V245H112ZM122 244V245H121ZM124 244V245H123ZM127 244V245H126ZM135 244V245H134ZM146 244V245H145ZM149 244V245H148ZM175 244V243H174ZM184 244V243H183ZM182 244V245H183ZM223 244H225V242H223ZM120 245V246H119ZM169 246H170V244H168ZM186 245V244H185ZM204 245V244H203ZM226 245H228V244H226ZM133 246H136V248H134ZM154 246H156L155 248H154ZM116 249H115V248ZM120 247H121V249H120ZM123 247V248H122ZM141 247H142V249L144 250L145 248V250H144V252L143 251H141ZM160 247H162L161 248V251L162 252H160L159 250V248ZM200 247H201V245H200ZM204 247L206 248L207 246L206 245H204ZM110 248V249H109ZM112 248V249H111ZM117 248L120 250V252L118 253V251L119 250H117ZM158 248V249H157ZM203 247H201L200 249H202ZM203 249L202 251H205L206 249H208V247L206 248V249ZM109 249V250H108ZM127 249H129V250H131V249H133V250H131V251H129L128 250V252H127ZM140 249V250H139ZM186 249H187V245H186ZM199 249V248H198ZM199 249V250H200ZM112 250V251H111ZM126 250V251H125ZM159 251V253L158 252H156V251ZM107 251V252H106ZM111 251V252H110ZM115 251H117V253H115L114 254V252ZM146 251V252H145ZM187 250H185L184 249V246H183V248L182 247H179V242H178V254L180 255V254H182L185 258L187 257V253L188 252H186ZM209 251V250H208ZM208 251H206V252H208ZM123 252V253H122ZM132 252V253H131ZM138 252V253H137ZM176 252V251H175ZM181 252V253H180ZM106 253H107V255H106ZM125 253V254H124ZM111 254V255H110ZM117 254V255H116ZM119 254V255H118ZM121 254V255H120ZM116 255V256H115ZM124 255V256H123ZM161 255H159V256H161ZM172 255H175V254H172ZM200 255H201V252H200ZM111 256H113L112 258H111ZM119 256V257H118ZM123 256V257H122ZM175 256H177V255H175ZM199 255H197V257H196V259L197 258H199L198 257ZM77 257H78V259H77ZM81 257V258H80ZM117 257V258H116ZM120 257H122V258H120ZM173 257V256H172ZM83 258V259H82ZM110 258V259H109ZM119 258V259H118ZM141 258V257H140ZM145 258V257H144ZM180 258V259H179ZM92 259H94V260H92ZM97 259V260H96ZM132 259V260H133ZM178 259L179 260H177V259H175L177 262H179L181 259H182V256L180 257H178ZM196 259L193 261V263L192 264H197V261H196ZM117 260V261H116ZM125 262H126V259H123ZM184 260V259H183ZM79 261V262H78ZM81 261H82V263H81ZM87 261V262H86ZM111 261V262H110ZM124 261L122 262V264L124 263ZM199 261H200V259H199ZM198 261V264H201V262L202 261H200L199 262ZM89 262V263H88ZM103 262V263H102ZM185 262V261H184ZM217 262V261H216ZM107 263V262H106ZM105 263V264H106ZM181 263H183V261H181ZM181 263H179V264H181ZM190 263V262H189ZM207 264L206 262H204L203 261V264ZM209 263V262H208ZM217 263H220V262H217ZM217 263H215V262H212V263H209V264H217ZM125 264V263H124ZM187 264H188V262H187Z\"/></svg>",
	"mask_w": 264,
	"mask_h": 264
}]
</instances>
